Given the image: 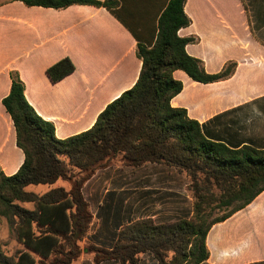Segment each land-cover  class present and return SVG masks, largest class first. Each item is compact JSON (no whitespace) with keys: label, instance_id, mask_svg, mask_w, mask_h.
I'll return each instance as SVG.
<instances>
[{"label":"trees","instance_id":"16d2710c","mask_svg":"<svg viewBox=\"0 0 264 264\" xmlns=\"http://www.w3.org/2000/svg\"><path fill=\"white\" fill-rule=\"evenodd\" d=\"M14 1L56 10L93 6L112 13L118 4L117 0H0V5ZM186 2L170 0L150 36L133 33L142 61L139 79L86 132L59 140L54 124L27 101L19 74H11V92L3 105L25 161L10 177L0 167V219H6L25 251L10 258L0 241V264H75L85 252L80 245L94 218L83 190L118 159L125 167L159 165L186 175L192 216L168 225L145 219L122 226L111 249L92 246L95 264H141L147 253L158 264H202L209 259L206 241L212 227L264 192V149L231 148L209 139L186 109L171 104L184 89L175 72L207 85L231 78L237 67L229 63L221 72L209 74L203 61L188 54L187 46L196 39L178 34L192 22L185 12ZM75 71L73 61L65 58L50 67L48 75L58 83ZM61 182L69 188L59 186ZM30 186L50 190L37 194L27 190ZM215 213L222 214L214 217Z\"/></svg>","mask_w":264,"mask_h":264},{"label":"crops","instance_id":"0c3cea01","mask_svg":"<svg viewBox=\"0 0 264 264\" xmlns=\"http://www.w3.org/2000/svg\"><path fill=\"white\" fill-rule=\"evenodd\" d=\"M117 2L113 13L93 6L0 5V167L6 176H14L25 161L3 105L12 73L19 74L27 101L54 124L59 140L90 130L107 106L137 83L142 61L133 33L150 36L170 0ZM185 12L192 22L178 34L196 39L188 54L203 61L209 74L229 63L237 67L231 78L207 85L175 72L184 89L172 106L186 109L209 139L231 148L264 149V0H187ZM65 58L76 71L53 83L48 70ZM206 244L210 255L202 264H264V192L214 225Z\"/></svg>","mask_w":264,"mask_h":264},{"label":"rangeland","instance_id":"374dc122","mask_svg":"<svg viewBox=\"0 0 264 264\" xmlns=\"http://www.w3.org/2000/svg\"><path fill=\"white\" fill-rule=\"evenodd\" d=\"M69 188L67 183L59 186ZM190 180L175 169L159 165L130 168L116 160L109 169L99 171L84 190L90 203L93 223L87 238L81 243L85 252L75 264H95L92 246L111 248L118 230L132 222L151 219L155 224L168 225L182 219H190L193 198L189 190ZM46 187H30V191L42 192ZM34 209L33 204L25 205ZM222 213H215L214 217ZM2 249L10 258L25 251L6 219H0ZM105 264H118L115 262ZM141 264H158L151 254L142 256Z\"/></svg>","mask_w":264,"mask_h":264}]
</instances>
